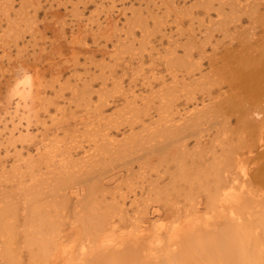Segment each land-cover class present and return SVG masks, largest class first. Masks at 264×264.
<instances>
[{"label": "rangeland", "instance_id": "374dc122", "mask_svg": "<svg viewBox=\"0 0 264 264\" xmlns=\"http://www.w3.org/2000/svg\"><path fill=\"white\" fill-rule=\"evenodd\" d=\"M56 1L55 0L50 1L51 8H50L49 12H45L46 9L50 6H49V4L45 3L42 0L40 3V5L42 7L39 10L38 16L33 20H29L27 18H24V20H22V23H21L22 26L26 27L24 32L22 33V37L21 36L20 37H18V36L12 37V33L9 34V36H8L9 38H7V39H9L11 41V44L8 43V46L10 48H7L6 49L7 51L6 50L2 51V52L0 51V154H3L0 156V164L2 165V166L0 165V187H1L0 188V195H1V197H0V203H1L0 209L2 206H5L4 204L6 203V201H9L10 197H13L14 201H12V203L18 202V204H19V202H20L19 200H21L20 198H22L19 195H21V194L26 195V192H27V190L21 189V186L18 185L19 182H22L25 180V178L23 179V177H26V176L22 170H21L22 171L21 172L15 168L16 166H18L17 163H14L15 160L20 159L21 162H19V163H23V162H25V160H27L26 162L30 161L31 156L32 157L34 156L37 159L36 151H35V150H37L36 149L37 146H39V144H45L46 143V146L51 147L49 149L53 152V155H56V156L58 155V157L55 159V163H56V160L59 159L60 153L65 154V152L67 153V155L69 154L70 157L69 156L68 157L72 158V160L74 161L73 165H74L75 169L73 168L74 169L73 171H74V174H75V172L78 171V175H79L78 177H80L79 178L80 180L77 179L78 177H76L77 176V173H76L75 177H76V181H78V182H76L75 185L77 187L75 185H73L74 187L71 186L72 188H70L69 186H66L68 189L66 188L65 192H63V193L77 192V194L76 193H74V194H76L77 196L78 195L80 196L79 198L78 197L77 198L81 199V206H83L82 209H85V208L88 209L89 207H90V209H92L93 208V207H91L92 205L95 207H97V205H100L101 208L100 209L98 208L99 210H97V211H100V212L106 211L107 212L109 209H112V206H113V209H112V211L110 210V212L114 213L115 209H117L116 210V213H117L119 208L121 207V209H125V212L123 211V212L119 213L120 214L119 216H121L122 219H124V218L125 219H124V222L116 223V226L118 225L117 226L118 229L122 228V229L126 230V225L128 227V224H130V222H129L130 220L128 219L129 218L128 216L134 215L135 217H137V215L134 212L132 213L134 207H131L130 202L133 200L140 201L143 199L142 203H146L145 204L146 207H144V208L142 207V210H144V209L145 210L140 213V215L141 214H143V215H141L140 217L138 216V219L140 218L141 220L142 219L145 220L146 218L150 219V217H151L153 220L158 219L157 221H163L165 218V216H163V215H165V210H164L165 207L162 208L163 203L160 202V204H157L156 202H150L148 199L149 194H147V198H145L143 196H145L146 194L140 195V192H141V190H144V188H146V186L148 185V183H146V181L148 182L151 180L152 181L155 180L154 176L155 177L157 176L156 175L157 171H158L157 167H159L158 168L159 171L161 170V168H163V164L158 165L157 162L159 161V159H162V156H163V154L160 153L161 151L159 149L161 148L162 145H165L170 141L169 139L171 136H168L169 134L166 135V133H168V131H170L172 129V128L169 129L170 127L178 126L179 124H182V122H184V121H189V120H191V117H192V119L195 120L196 119L195 117H197L198 115H199L198 117H200L203 120V121L201 120L200 122H202L204 124V125L203 124L201 125V127L203 126L202 128L204 129V131H201L202 128L200 127V131L202 132V135L200 134L199 136H206V135L211 136L212 133L214 136V131H215V135H216V132L218 130L220 131L221 129L224 128V127L222 128V126H224V123L221 122L222 119H226L229 117H230V119L229 120L227 119L230 122V124L228 126L231 125L230 127H232V126L235 127L236 121H234V117H233L235 114L230 115L231 111H230V113H228L226 115L223 114V113H225L223 111H226L225 110L226 108H224V107H226L225 103H223L225 106L224 105H223V107L221 106L222 109H224L223 111L221 110L222 112L219 111L218 109H216L218 112H216V114L214 113L216 111L215 108L220 109V107H217V105L214 104L216 102H213V101H216V99H215L216 96H221L220 98H223V100H224L227 97H229L230 95L233 96V94H235L237 92V90L234 91V88L232 86L228 87V85L230 83V81L228 82V80H229V78H231L230 76H232V75H230L231 74L230 72L232 70L230 71L229 68H225V69L222 68L221 61H220V59H221L220 54L224 53V51H222V50H224V48L228 45V43H227V45L224 44V43H226V41H230L232 43L229 42V44H232V46H236L239 41L244 40V36H245V38L250 40L253 38L254 39L258 38L259 36L263 35V33H261V32H262V29L264 28V26H262L263 25L262 23H264V13H263L264 12V0L263 1L262 0H260V1L259 0H248V1L247 0H233V1L232 0H226L227 2L225 0H219V1L216 0V2L214 0H113V2H111L112 0H70V2H69V0H68V2H67V0H65L66 2L63 0H58L57 2ZM59 1H60V3H59ZM228 2H230V3H228ZM236 2H238V3H236ZM231 3H233V5ZM251 3L253 5L256 4V6H258V7L251 5ZM56 4L60 5V7L59 6L57 7ZM230 4H231V8H230ZM241 4H243V5L241 6ZM14 5H16L15 7L18 9L19 6L17 4H14ZM246 5L247 6L249 5L250 7L249 6L247 7ZM208 6L212 9L209 10ZM218 6H220V7H218ZM76 8H77V10H76ZM236 8H237V10H235ZM255 8H257V9H255ZM253 9H254V11L256 10V12H255V14L252 15V14H250V12H252ZM102 10H103V12H102ZM246 11H248V12H246ZM259 11L260 12L262 11V12L260 13ZM208 12H209V14H208ZM218 12L220 14H218ZM223 12H224V14H221ZM237 12H238V17H237ZM245 13H247V14L249 13L248 14L249 16ZM258 14L261 16H259ZM233 15L236 16L237 18L234 17ZM239 15L240 16L242 15L241 19H240ZM256 16H257V18H256ZM106 17H108L110 22L107 21L108 19H106ZM207 17H209V20ZM260 17H262V18L260 19ZM246 18H248V19H246ZM259 20H261V21H259ZM255 22H256V25L253 24ZM246 23H249V25ZM207 24L210 26H208ZM217 24H218V26H217ZM250 24H253V25H250ZM24 25H29L31 27L24 26ZM197 25L198 26L200 25V27H198ZM254 26H255V28H254ZM261 26H262V28H261ZM28 28H29V30H28ZM30 28H32V29L30 30ZM51 28H53V29H51ZM233 28H236V29H233ZM251 28L254 30V32L252 31ZM85 29H86V31H85ZM155 29H156V33H155ZM212 29L214 31H211ZM247 30L248 31L250 30L249 33L247 32ZM255 30H256V32H255ZM240 31L242 34H245V35H242L240 33ZM53 32H55V35ZM56 32H57V34H58V32H59V34L63 32V35L60 34V35L56 36ZM210 32H212L213 34ZM238 32H239V34H238ZM251 32L254 33L253 38H251V34H252ZM187 33L192 34V35L190 36ZM231 33L236 38L232 37ZM223 34L227 37H225ZM105 35H107L109 37H105ZM229 35H231L230 37L232 40H229L230 39ZM194 40L196 41V44L199 43L201 46H199V44L196 45ZM168 42H169V44H168ZM175 42H176V45H175ZM187 42H189V43H187ZM190 42H194V43L191 44ZM189 44H191L190 46H192L193 48L188 46ZM202 44L203 45L206 44V45L202 46ZM168 45H169V48H168ZM180 45H182V46H180ZM184 45H185V47H184ZM221 45H223V46H221ZM77 47H78V49H77ZM150 47H151V49H150ZM152 47H153V49H152ZM154 47H155V49H154ZM186 47H188V48H186ZM196 47H197V49H196ZM203 47H205V48H203ZM184 49H186V50H184ZM237 49H239V48H237ZM143 50H144V53H143ZM151 50H153V51L150 52ZM201 50H203V53L201 55V58H199V56H200L199 53H201L200 52ZM204 50H205V52H204ZM140 52H142V53H140ZM173 52L176 54H174ZM3 53H5V54H3ZM117 53H118V55H117ZM189 53L191 55L190 58H188L190 56ZM197 53L199 55H197ZM156 54L158 57L156 56ZM73 55H75V56H73ZM149 55H150V57H149ZM164 55H166V56H164ZM62 57H63V60L61 59ZM71 58H73V59L75 58L74 61ZM161 58L162 59L164 58V59L162 60ZM187 58H188V61H187ZM171 59H174V61L176 59L179 62L181 60L182 64H181V62H180V64H178L177 61L174 62ZM70 62H71V64H70ZM75 62H77L78 64ZM187 62H189V63H187ZM211 62H212V64L214 62H219V64H218L219 68H222V69L217 70L216 68H214L217 65L216 64L212 65ZM128 63H130V64H128ZM186 64H188V65H186ZM70 65H72V66H70ZM142 65H143V67H142ZM179 65L181 68L177 67ZM228 65H230V64H228ZM57 67H59V68H57ZM100 67H102L103 69ZM231 67L238 68L239 64L234 63L233 66L231 65ZM173 70H175V71H173ZM215 70L217 72H214ZM148 71H149V75H148ZM176 71H177V73H176ZM205 71H207V72H205ZM227 71H228V73H227ZM185 72H186V74H185ZM150 73H153L154 78L152 77V74H150ZM216 73H218V74H216ZM226 73L228 74V77L226 76L227 75ZM143 74L144 75L146 74L149 77H147L146 75L144 76ZM155 75H157L156 76L157 78L159 77L156 80H155V78H156ZM174 75H176V76H174ZM199 75H200V77H199ZM142 76H143V78H142ZM182 76H183V78H182ZM187 76H188V78H187ZM202 76H203V78H202ZM209 76H210V78H209ZM220 76H224V77H220ZM144 77H146V78H144ZM160 77H161V79H160ZM220 78H223L224 81H226V80L227 81L226 82H220V81H222V79H220ZM113 79H115V80H113ZM116 79H118L119 81H116ZM40 80H41V82H39ZM179 80H180V82H179ZM202 80H204V82ZM215 80H217V81L219 80V82H217ZM134 81H136L137 83ZM198 81H200V82L198 83ZM43 82H44V84H43ZM83 82H85V84ZM171 83H172L173 87H172ZM200 83H201L202 88L199 85ZM241 83H243V82L239 81V87H242ZM47 84L50 86H46ZM65 84H67V85H65ZM113 84L120 86L119 87L120 89H118V88L116 89L115 87H117V86L113 85ZM174 84L175 85L177 84V85L175 86ZM208 84L209 85L211 84L212 86H209ZM218 84H219V86H217ZM226 84H228V85H226ZM103 85H104V87H102ZM150 85L151 86L153 85V87H150ZM161 85H163V86H161ZM185 85H186V87L184 89L183 86H185ZM66 86H67V88H66ZM69 86H70V88H69ZM78 86L80 87V89ZM107 86H108L109 90L107 89ZM113 86H115V87L112 88ZM157 86H161V87H157ZM181 86L183 87V90H185V92H182ZM195 86H196V88L198 87L197 92H196ZM71 87H74V88H71ZM130 87H132V88H130ZM162 87H163V89H161ZM165 87H167L168 89H172V91L167 90ZM176 87H177V89H176ZM45 88H47V89H45ZM85 88H86V90H85ZM225 88H226L225 91H228V92H226L227 97H226V94H224ZM87 89H89V90H87ZM105 89L108 91H106ZM60 90H62V91H60ZM207 90H209L211 96L213 94V96H214L213 99H212L213 96L211 97L208 94V96L210 97L209 98L207 96V93L205 94V92ZM218 90L220 92H217ZM230 90L234 91L233 94L229 93ZM95 91L97 92V94ZM98 91L101 92L100 93L101 97H100ZM88 92H89L90 96L87 95ZM93 92H95V94ZM106 92H108V93H106ZM109 92H110V95H109ZM114 92H117V95ZM119 92L120 93L122 92L123 94L122 93L120 94ZM130 92H131V94H130ZM186 92H188V95ZM190 92H191V94H189ZM200 92H202V93H200ZM104 93H105V96H103ZM111 93L113 95H111ZM125 93H126V95L124 96ZM185 93H186V95H185ZM163 94H164V96L165 95L166 96L162 98ZM82 95H83V97H82ZM97 95H98V97H97ZM121 95L125 98L121 97ZM149 95L150 96L152 95V96L150 97ZM180 95L182 97L184 96L183 99ZM86 96H88V97H86ZM146 96L149 98H144ZM186 96H187V99L185 98ZM194 96H195V98H194ZM39 97H40V99H38ZM78 97H79V99H78ZM140 97L141 98L143 97V98L141 99ZM47 98L48 99L50 98L53 102L51 100H48ZM74 98L77 100H74ZM99 98H100V100H98ZM156 98H158L157 99L158 101L156 100ZM159 98L161 101H159ZM193 98H194V100H191ZM89 99H91L90 102H88ZM105 99L106 100L108 99V100L106 101ZM151 99H152L153 103H151V101H150ZM41 100H42V102H41ZM83 100H85L84 103H83ZM95 100L98 101V104L95 102ZM123 100H124V102H123ZM126 100L128 101V103ZM134 100H135V103L132 104V106H131V103H133ZM140 100L141 101L143 100V101L141 102ZM171 100L173 103H171ZM209 100L210 101L213 100V101H211L212 102L211 104H213V105H209L210 104ZM231 100H232V98L230 99V97H229V98H227V100H225V102L229 101L231 103ZM101 101H103L106 105H104V103H102ZM147 101H148V103H147ZM176 101H177V103H176ZM207 101H209V104ZM46 102H47V105H46ZM49 102H52V103H49ZM85 102H87V103H85ZM91 102H93V103H91ZM143 102H145V103H143ZM232 102H234V98H233ZM35 103H37L38 105H36ZM42 104H45V105H42ZM92 104H94V105H92ZM142 104L144 107L142 106ZM206 104H208V106ZM226 104H227V107L228 106L230 107V105H228V103H226ZM41 105L43 106V108ZM85 105L88 106V108L87 107L85 108ZM96 105H97V108H96ZM129 105H130V108H129ZM194 105H196V106H194ZM39 106H41V107H39ZM98 106H99V109H98ZM136 106L140 110L138 109V111H137V108H135ZM147 106L149 107V111H148ZM168 106L170 109L168 108ZM212 106H214V108H212ZM234 106L235 105L231 106L232 108H229V109L227 108L228 109L227 112L231 109H234L233 108ZM207 107H209V108H207ZM44 108H46V109H44ZM123 108H125V111H123L124 110ZM143 108H144V110L146 109L145 112H144V110L142 111ZM200 108H204V110L206 109V111L204 112L203 109H200ZM90 109H92V110L89 111ZM100 109H101V111H100ZM112 109H114L115 111ZM120 109H122V110H120ZM131 109L132 110L135 109L133 111V113H132ZM166 109H167V111H165ZM181 109L183 112L181 111ZM188 109H190V110H188ZM236 109H237V107L233 111H237ZM39 110H41V111L39 112ZM84 110H87L89 112H87V111L85 112ZM94 110L95 111L98 110L97 111L98 113L95 112ZM126 110L131 111L129 114L132 113V115H134V116L139 115L140 117L138 116V117L133 118L132 115H128V112H126ZM173 110H174V112H173ZM177 110H178V112H177ZM29 111H30V113H29ZM111 111H113V112H111ZM120 111H122V112H120ZM83 112H85V113H83ZM211 112H212V115H211ZM120 113H122V114H120ZM125 113H126V116L128 115L127 118L125 116ZM142 113L144 115H142ZM164 113L165 114L167 113V115H163ZM170 113H171V115L173 114V116L169 115ZM217 113H221V114H219L218 117L213 118L214 117L213 115L216 116ZM232 113H235V112H232ZM99 114H102L101 116L105 115L104 117L100 116V118L104 121L107 120L109 122L102 121L98 117ZM196 114H198V115H196ZM222 114H223L224 118L222 117ZM29 115H31V116L29 117ZM109 115H112L113 118H112V116H110L108 118ZM119 115H120V117H121V115H122V117L124 116V118L121 117V120L118 119ZM73 116H74V118H73ZM115 116H117L116 117L117 121H115V118H114ZM207 116H208V118L206 119ZM209 116L212 118L209 119L210 118ZM61 117H64V118H61ZM159 117H160V119H159ZM164 117H165V119H164ZM169 117H173V118H169ZM176 117L180 120L178 121V119ZM189 117H190V119H189ZM219 117L220 118L222 117V118L220 119ZM18 118H19V120H18ZM31 118H33V119H31ZM216 118H218L217 120H219V119L220 120H219V122L215 120L216 123H214L213 121ZM34 119H36L37 121ZM99 119L101 120L102 123H100ZM108 119H110V120H108ZM123 119L128 121V122H124ZM131 119L132 120L134 119V122ZM157 119H159V120L157 121ZM97 120L99 121V124H98ZM130 120L133 123L130 122ZM172 120L174 122H172ZM91 121L93 122V124ZM111 121H113V122H111ZM167 121H168V124L171 126H169L166 123ZM191 121H189V122L192 123ZM205 121L209 123V124L206 123L207 127L205 126ZM225 121L226 120H224V122ZM175 122H177V124ZM233 122H235V123H233ZM89 123H90V125H88ZM110 123H112V124L115 123L117 125L114 124V126H113ZM153 123H155V126ZM164 123H166V125ZM121 124H124V125H121ZM211 124L214 125L213 129H212V126L209 129V126ZM215 124L218 126V130L216 129L217 127L215 128ZM233 124H235V125H233ZM102 127H104V129ZM105 127L107 128L106 130H105ZM159 127H162L164 129H167V127H168L169 130H167V132L165 130L164 133L165 132L166 133L163 134L160 132L161 128H159ZM145 129H146V131H144ZM207 129H209V130H207ZM92 131L94 132V134ZM86 133H87V135H86ZM149 133L150 134L152 133V134L150 135ZM82 134H83V136H82ZM102 134H104V136ZM162 134H163V136L161 139L160 136ZM30 135H31V137H29ZM33 135H35L37 138ZM69 135L71 137L70 139H69ZM148 135H150V136H148ZM156 135H157V137H155ZM164 135L167 136L166 138L168 140H166ZM25 136L29 137V138H26L27 139L26 140ZM39 136L42 137L44 140L42 138H40ZM111 136L114 137L115 139L112 138ZM125 136H126V138H125ZM127 136H129L128 137L129 139L127 138ZM76 137H79V138H76ZM95 137H97L96 140H95ZM102 137H105V138H102ZM133 137L135 138V140L140 139L141 141L139 140V142L138 141L136 142V141H134ZM151 137L152 138L155 137V139L157 138L156 139L157 142H155L156 140H153ZM38 138L41 139L42 141H40ZM208 138L210 139L211 137L207 136V138H205L204 141L207 142V140H209ZM97 139L100 142H98ZM119 139L122 142H119L118 141ZM113 140H116L118 142L114 141L111 144V142ZM39 141L41 143H39ZM94 142H96V144H98V145H96ZM128 142H130V144H128ZM164 142H165V144H164ZM192 142H194V140H192L191 138H188V140L186 141V143L189 144L188 145L189 149H191L192 146H194V144H195ZM21 143H23V144H21ZM101 143H103V144H101ZM116 143H118V145H116ZM124 143L125 144L127 143L128 146H127V144L125 145ZM142 144H143V146H141ZM10 145L12 147H10ZM14 145H15V147H14ZM104 145L105 146L108 145V146H106V148H105ZM111 146H112V148H110ZM116 146H118V147H116ZM125 146H127V147H125ZM150 146L153 147V149H151ZM21 147H23V148H21ZM60 147H62V148H60ZM67 147H68V149H67ZM132 147L133 148L135 147L134 150L132 149ZM141 147H143V148H141ZM14 148H15V150H13ZM24 148H27V149H24ZM73 148L77 149V150H73ZM90 148H91V150H90ZM123 148L125 151L123 150ZM128 148L130 149V151L128 150ZM16 149L17 150L21 149V150L17 152ZM100 149L101 150L104 149V150L101 152ZM116 149H118V150H116ZM136 149H137V151H136ZM143 149H144V151H142ZM145 149H147V150H145ZM155 149H158V150H155ZM172 149H173V147L172 148L169 147V151H171ZM27 150H28V152H27ZM97 150L100 152H98ZM148 150L149 151L151 150L149 155H147L149 152ZM14 151H16V153L12 154ZM86 151L89 153L84 154L83 152H86ZM90 151H91V153L92 152H94V153H92V155H90L91 154ZM126 151H128V153ZM145 151H147V152H145ZM21 152H22V154H21V158H20L19 156H20ZM103 152L105 153V155ZM108 152H109V154H108ZM129 152L131 154H129ZM174 152H175V149H174ZM17 153H19V154H17ZM102 153H103V155H102ZM112 153H113V155H112ZM158 153H159V158H158ZM16 154L18 157L14 156ZM99 154H101V155H99ZM135 154L138 157L140 156L139 157L140 159H138V157L135 156ZM145 154L147 156H145ZM86 155H90V156H86ZM114 155L117 156L118 160H117V158L114 159V157H115ZM186 155H187V152L185 153V156ZM25 156H26V159H25ZM91 156H92V158H91ZM129 156H131V157H129ZM134 156H135V158L136 157L137 158L134 159ZM144 156L147 158L146 161H144V159H145ZM111 157L115 161H113ZM78 158H80V159L77 160ZM98 158H99V160H98ZM101 158H103V159H101ZM119 158H121L120 160H125V161H120L121 163L118 164ZM141 158H142V160H141ZM185 158H186V160H185ZM22 159L23 160L25 159V160L23 161ZM89 159L90 160L93 159L92 161H94L96 163V165L98 164L97 167H96V165H93L94 162L93 163L90 162ZM157 159H158V161H157ZM183 159L185 162H187L188 155L186 157H184ZM86 160H88V161H86ZM82 161L84 162V164L87 163L85 165V167H88V165L90 167L85 169L83 167L84 164L80 163ZM104 161L105 162L107 161V163L109 164V165L107 164L108 168H107V165ZM103 162L105 164H103ZM153 162H154V164H153ZM77 163H79L78 168H76L78 166ZM116 163L118 164L117 166L115 165ZM160 163L161 162L159 161V164ZM130 164H132V165H130ZM56 165L53 164L51 167H53V168L57 167ZM110 165H111V168H110ZM119 165L121 167L123 166L122 167L123 169ZM142 165L145 167H142ZM146 165H147V167H146ZM148 165H149V167H152V170H151V168L149 169ZM99 166H101V167H99ZM103 166H104V168H103ZM112 166H114V167H112ZM21 167H23V164H21ZM105 167L107 168V171H105L106 170ZM97 168H99L100 170L98 171ZM115 168H117V170ZM124 168L126 170L128 169V172L127 171L125 172ZM142 168H143V170H141ZM90 169H91V171H90ZM92 169L93 170L95 169V170L93 171ZM150 170H151V172H150ZM153 170L156 172H154ZM42 171H43V169H42ZM80 171L82 172V175L80 174ZM142 171L145 173L144 175H143V173H140ZM43 172H45V170ZM138 172H139V174H138ZM152 172H154V173H152ZM87 173L90 176H91V174L94 173L91 177L89 176L88 178L92 179L93 176L95 178L93 180H90V179L88 180V178H87L88 175H86ZM129 173H131L133 177L135 175H138V176H135L133 178L131 176V174H129ZM95 174H96V176H95ZM149 174H151V175H149ZM164 174L165 173H161L162 176H160V175H159V177L157 176L159 179V180H157V183H159V185L161 184L160 187L164 186L163 185L164 183H162V182H165V181L168 182L169 181V180L167 181V178L170 177V175H168V173H167V175L166 174L164 175ZM62 176L67 178L68 175L62 174L61 177ZM83 176H85V177L83 178ZM130 176H131V178H130ZM122 177H123V179H122ZM137 177L139 179H137ZM148 177H151V178H148ZM157 177H156V179H157ZM160 177H162V178L160 179ZM27 179H28V177H26V180ZM134 179H135V181H134ZM126 180H128L127 181L128 184H127ZM91 181H92V184L90 185ZM82 182L85 184V186H88V187H84V184H82ZM122 182H125L124 184L125 185L127 184L129 186V188H131V189H129L128 186L126 189V186ZM53 183L56 184V182H53ZM93 183L96 184L97 187H96V185L94 187ZM142 184H144V185H142ZM15 185L17 187H15ZM118 185L120 186V188ZM131 185L133 186V189H132ZM143 186H145V187H143ZM92 187L95 188V190ZM137 187H138V189L135 190ZM114 188H117V189L115 190ZM17 189H19V190L17 191ZM81 189H83L82 192L80 191ZM20 190H21V192H20ZM76 190H78L79 192ZM86 190L87 191L90 190L89 192H87V197H85L86 196V194H85ZM96 190H97V192H96ZM117 190H120L121 192H123L124 190L125 191H124V193L120 194L121 192L117 191ZM102 191H103V193L101 194L100 192H102ZM105 191H106V193H105ZM109 191L111 193H113L114 195H111ZM131 191L133 192V194ZM158 191H159L158 189L155 190V192L159 193ZM170 191L173 193L175 192L174 197H177L178 193L175 190L172 191V189L170 188ZM4 192L7 193V195ZM43 192H45V191H43ZM92 192H94V193L92 194ZM115 192H116V195H115ZM117 192H118V195H117ZM18 193H20V194L18 195ZM29 193H31V192H29ZM73 193L68 194V196H66L62 200L65 204H67L68 208L66 209V212L68 211V213H70L71 217L72 216L75 217L74 214L71 213V211H73V209H74L73 206L77 202L75 199V195H73ZM125 193H127L126 196H125ZM9 195H10V197L8 199ZM16 195H17V197H16ZM27 195H28V196H26L27 198H29V197L33 198L34 197V196H29V194H27ZM81 195H82V197H81ZM88 196H89V198H88ZM123 196H125V197L129 196L131 201L129 200V197H128V199L127 198L123 199V198H125ZM6 197H7V200H5ZM18 197H19V199L17 200ZM90 197H91V199H90ZM140 197H142V198H140ZM1 198H3L5 201L2 200ZM157 198L159 199L160 197L157 196ZM51 199H52V201H51ZM178 199H181V197H179ZM46 200H50L51 204H53L55 202L53 197H46V199L44 201H46ZM92 200H93V202H92ZM3 201H4V204L2 203ZM89 201L91 202L90 204L88 203ZM96 201H98V202H96ZM113 201L115 204L113 203ZM110 202H111V208H110ZM86 203H88V204H86ZM105 203H106L107 207L103 206V204L105 205ZM117 203H118L119 207L117 206ZM139 203H141V202H139ZM139 203H136V204H139ZM147 203H148V205H147ZM123 205H125V206H123ZM142 205H144V204H142ZM133 206H136V205L134 204ZM11 207H13V205H10L8 208H11ZM47 209H49V208H47ZM49 210H53V209H49ZM144 212H146L147 215H146V213L144 214ZM116 213H114V215ZM53 214L54 213H52L51 215L54 216ZM83 214L84 213H82L81 215H83ZM87 214L88 213L86 211V217H87ZM158 215H159V217H158ZM144 216H145V218H144ZM147 219L145 220V222H147V223L153 221V220L151 221V220H149V219L147 220ZM143 220L141 221L142 225H144ZM67 221H68V219H67ZM117 233H119V232H117ZM20 242L21 241H19V239L16 241L17 246H20V245L23 246ZM25 254L26 253L24 252L23 253L24 258L26 257ZM26 262H27V259H26Z\"/></svg>", "mask_w": 264, "mask_h": 264}, {"label": "bare ground", "instance_id": "6f19581e", "mask_svg": "<svg viewBox=\"0 0 264 264\" xmlns=\"http://www.w3.org/2000/svg\"><path fill=\"white\" fill-rule=\"evenodd\" d=\"M41 1L42 0H0V51L1 52L5 51L7 48H10L8 46V43L11 44V41L9 39H7V38H9L8 37L9 34L12 33V37H16V36H18V37L21 36L22 37V33L24 32V30L26 28V27L22 26V24H21L22 20H24V18H27L29 20L35 19L38 16V14H39L40 8L42 7L40 5ZM43 1L45 3H47V4H49L50 7H48L46 9V11H45V12H49V10L51 8L50 1H52V0H43ZM63 1H65V0H63ZM214 1L216 2V0H214ZM67 2H68V0H67ZM69 2H70V0H69ZM111 2H113V0ZM59 3H60V1H59ZM228 3H230V2H228ZM236 3H238V2H236ZM14 4H17L19 6L18 9L15 7L16 5H14ZM58 4H56V6L60 7V5H58ZM231 4L233 5V3H231ZM231 4H230V8H231ZM242 5L243 4H241V6ZM251 5H253V4L251 3ZM253 6L258 7V6H256V4L253 5ZM218 7H220V6H218ZM210 9H212V8L209 7V10ZM255 9H257V8H255ZM76 10H77V8H76ZM235 10H237V8ZM102 12H103V10H102ZM246 12H248V11H246ZM255 12H256V10L254 11V9H253V11L250 12V14L253 15V14H255ZM208 14H209V12H208ZM218 14H220V13L218 12ZM221 14H224V12L221 13ZM245 14H247V13H245ZM241 16H240V19H241ZM259 16H261V15H259ZM234 17H236V16H234ZM237 17H238V12H237ZM207 18L209 20V17H207ZM256 18H257V16H256ZM261 18L262 17H260V19ZM106 19H108V17H106ZM246 19H248V18H246ZM107 21L110 22L109 19ZM259 21H261V20H259ZM246 24L249 25V23H246ZM253 24L256 25V22L253 23ZM253 24H250V25H253ZM262 24L261 25L264 26V23H262ZM24 26H29V25H24ZM208 26H210V25H208ZM217 26H218V24H217ZM262 26H261V28H262ZM29 27H31V26H29ZM198 27H200V25ZM254 28H255V26H254ZM31 29L32 28H30V30ZM51 29H53V28H51ZM213 29L211 31H214ZM233 29H236V28H233ZM28 30H29V28H28ZM85 31H86V29H85ZM249 31L247 30L248 33H249ZM252 31L254 32L253 29H252ZM255 32H256V30H255ZM53 33L55 35V32H53ZM155 33H156V29H155ZM210 33H212V32H210ZM240 33H241V31H240ZM261 33H263V35L259 36L258 38H255V39L253 38L254 33H252L251 34V38H253V39H250V40L245 38V36H244V40L239 41L238 44L236 43L237 44L236 46H232V44H229L230 41H226V43L223 42L226 45L228 43V45L224 48V50H222V51H224V53L220 54V56H221L220 57L221 58L220 59L221 66H222L223 69L229 68L230 71L232 70L231 72L229 71L231 73L230 75H232V76H230L231 78H229V80H228V82L230 81V83H229V85L228 84H226V85H228V87L232 86L234 88V91L237 90L238 93L236 92L235 94H233L234 91L230 90L231 92L229 91V93L233 94V96L232 95L229 96L230 99L232 98L231 103L229 102L230 100L225 102V100H227V98H229V97H227V94H226V92H228V91H225L226 88H227L226 87L224 89V91H225L224 94H226V97H227L226 99L223 100V98H220L221 96H216V98H215L216 101H213V100H211V101L216 102L214 104H216L217 107H220V109L219 108H215V110L218 109L219 111H221V110L223 111L224 110V109H222V107L224 105L223 103H225L226 107H224V108H226L225 109L226 111H223V112H225L223 114L226 115V114L230 113V111H231L230 115L235 114L233 116L234 117V121H236V123L233 122V123L236 124V125L233 124V125H235V127L234 126L230 127L231 125L228 126L230 124V122L228 121L230 119V117L228 116L229 118L222 119L221 122L224 123V126H222V128L223 127L224 128L221 129L220 131L218 130V126L215 124V128L217 127L216 129L218 130V131L216 130L217 131L216 135H215V131H214V136H213V133H212L211 136L210 135L199 136L200 134L202 135L201 131H204V129L202 128L203 126L201 127V125L203 123L200 122L202 119L200 117H198L199 116L198 114H196L198 116L195 117L196 118L195 120L192 119V117H191V120H192L191 121V120H189L190 119V117H189L188 120L191 121L192 123H190L189 121H184V122H182V124H179L178 126L170 127L169 129H171V128L172 129L170 131H168V133H166L167 130H169L168 127H167V129L159 127V128H161V130H160L161 133H163V134L166 133V135L169 134L168 136H171V137L169 139L170 141L168 142L169 144L168 143L165 144V142H166L165 141L164 144L166 146L162 145L161 148L159 149L161 151L160 153L163 154V156L160 154L162 156V159H159V161L161 163L159 164L158 159H157V161H158L157 163H158V165H162L163 164V168H161L162 171L161 170L159 171V169H158L159 167H157V170L159 172L157 171L156 175L159 177V175L162 176L161 173H165L166 175L168 173V175H170V177L167 176L168 177L167 181L168 180L169 181L168 182H166V181L162 182V183H164L163 184L164 186L160 187L161 184L159 185V183H157V180H159L158 177L156 176L157 177V179H156V177L154 176L155 180H153V181L151 180V181H148V182L146 181V183H148L146 188H144V190H141V192L139 191L141 189L140 188L138 191L140 192V195L141 194L142 195L146 194L145 196H143L145 198H147V194H149L148 199H149L150 202H156L157 204H160V202L163 203L162 208L165 207V209H164L165 210V215H163V216H165V218H164L163 221H157L158 219L157 220H153L150 217V219L149 218L148 219L151 220V221L153 220V221L147 223V222H145V220L147 218L145 220L142 219L143 220V224H144V225H142V223H141L142 220L140 218L138 219V216L140 217L141 215H143V214L140 215V213L145 210V209L142 210V207L143 208L146 207L145 206L146 203H142L143 199L140 200V201H138V200L135 201V200L132 199L133 201H131L129 196H128L129 200L131 201L130 205H131V207H134L133 211L132 210L131 211H132V213L134 212L137 215V217H135L134 215L133 216H131V215L128 216L125 213L129 217L128 219L130 220L129 221L127 219L130 222V224H128V227L126 225V230H124L122 228L118 229V227H117L118 225L116 226V223L124 222V219H125V218L122 219V217L119 216L120 215L119 213H121L123 211L125 212V209H121V207L119 208L117 213H116L117 209H115V211L113 210L114 213H116L115 215H114V213L110 212V210L112 211L113 206H112V209L108 210L110 213L108 211L107 212L106 211H104V212L97 211V210H99L101 208V206L97 205V204H96L97 207H95V206H93L91 204L92 205L91 207H93L92 209H90V207L88 209H86L85 207H84L85 209H82L83 206H81V199H78L80 196L76 195L77 192H74L76 194H74L73 192L63 193V192H65V190L67 188L66 186H69L70 188H72L71 186L75 185L76 182H78V181H76V177L79 176L78 175V171L75 172V174L77 173L76 177H75V174H74V171H73L75 169L74 165H73L74 161L72 160V158H69L70 157L69 154L67 155V153L65 152V154L60 153L59 159H57L56 163H55V159L58 157V155L57 156L53 155V152L49 149L51 147L46 146V143L45 144H39V146H37V148H36L37 150H35L37 159L34 156H33L34 158L31 156L30 157V161L26 162L27 160H25L26 159V156H25V159H24L25 162L19 163V162H21L20 159H16L15 162H14V163L18 164V166H16L15 168L18 171L22 170L25 173V176L28 177V179L26 180V177L22 176L23 179L25 178V180L18 183V185L21 186V189L27 190L26 195L25 194L19 195L20 193H18V195L22 197V198H20L21 200H19L20 201L19 204H18V202L12 203V201H14V200H13V197H10V195L8 196V199L10 197L9 201H6L5 204H4V201L7 200V197H6L5 200L3 198H1L2 200H4L2 203L5 206H2L1 209H0V264H264V28L262 29ZM60 34L63 35V32L60 33ZM60 34H59V32H58V34L56 32V36H58ZM238 34H239V32H238ZM188 35L191 36L192 34H188ZM231 35H232V33H231ZM231 35H229V37ZM242 35H245V34H242ZM105 37H109V36L105 35ZM225 37H227V36H225ZM232 37H235V36L232 35ZM229 40H232L231 37H230ZM194 42L196 44L195 40H194ZM194 42H190V43L192 44ZM187 43H189V42H187ZM230 43H232V42H230ZM168 44H169V42H168ZM191 44H189L188 46H190ZM198 44H196V45H198ZM175 45H176V42H175ZM205 45L202 44V46H205ZM180 46H182V45H180ZM199 46H201V45L199 44ZM221 46H223V45H221ZM184 47H185V45H184ZM190 47H192V46H190ZM168 48H169V45H168ZM186 48H188V47H186ZM203 48H205V47H203ZM237 48H239V49H237ZM77 49H78V47H77ZM150 49H151V47H150ZM152 49H153V47H152ZM154 49H155V47H154ZM196 49H197V47H196ZM184 50H186V49H184ZM152 51L153 50H151L150 52H152ZM200 52L201 53H199L200 54L199 58H201L203 50H201ZM204 52H205V50H204ZM140 53H142V52H140ZM143 53H144V50H143ZM3 54H5V53H3ZM157 54H156V56H157ZM174 54H176V53H174ZM199 54L197 53V55H199ZM117 55H118V53H117ZM189 55H190V53H189ZM73 56H75V55H73ZM164 56H166V55H164ZM149 57H150V55H149ZM190 57H191V55L188 58H190ZM188 58H187V61H188ZM61 59L63 60V57ZM71 59H73V58H71ZM74 59H73V61H74ZM171 60L174 61V59H171ZM175 61H177V60L175 59ZM177 62H178V64H180L181 60H180V62L179 61H177ZM75 63H77V62H75ZM187 63H189V62H187ZM234 63L239 64V67L238 68L231 67V65L233 66ZM70 64H71V62H70ZM128 64H130V63H128ZM181 64H182V62H181ZM211 64H212V62H211ZM214 64L217 65V66L214 67L217 70H219V69L221 70L222 69V68H219V65H218L219 62H214L212 65H214ZM228 64H230V65H228ZM186 65H188V64H186ZM70 66H72V65H70ZM59 67H57V68H59ZM142 67H143V65H142ZM177 67H180V65L177 66ZM100 68H102V67H100ZM175 70H173V71H175ZM205 72H207V71H205ZM214 72H217V71L215 70ZM176 73H177V71H176ZM227 73H228V71H227ZM150 74H152V77L154 78L153 73H150ZM185 74H186V72H185ZM216 74H218V73H216ZM148 75H149V71H148ZM148 75H146V76L149 77ZM156 76L157 75H155V77ZM174 76H176V75H174ZM224 76H220V77H224ZM226 76L228 77V74ZM199 77H200V75H199ZM142 78H143V76H142ZM144 78H146V77H144ZM158 78L156 77L155 80L158 79ZM182 78H183V76H182ZM187 78H188V76H187ZM202 78H203V76H202ZM209 78H210V76H209ZM160 79H161V77H160ZM220 79H222V81H220V82H226L227 81V80L224 81L223 78H220ZM41 80L39 82H41ZM113 80H115V79H113ZM219 80L218 81L215 80V81L219 82ZM116 81H119V80L116 79ZM202 81L204 82V80H202ZM239 81L243 82V83H241L242 87H239ZM134 82H136V81H134ZM179 82H180V80H179ZM199 82L200 81H198V83ZM83 83L85 84V82H83ZM43 84H44V82H43ZM65 85H67V84H65ZM113 85H116V84H113ZM171 85H172V83H171ZM199 85L201 87V83ZM46 86H50V85L47 84ZM161 86H163V85H161ZM161 86H157V87H161ZM209 86H212V85L210 84ZM217 86H219V84ZM102 87H104V85ZM114 87L115 86H113L112 88H114ZM119 87L120 86H117L115 88L116 89L117 88L120 89ZM150 87H153V85L152 86L150 85ZM172 87H173V85H172ZM183 87L185 89L186 85L183 86ZM183 87L181 86L182 92H185V90H183ZM66 88H67V86H66ZM69 88H70V86H69ZM71 88H74V87H71ZM130 88H132V87H130ZM165 88L167 90H171L172 91V89H168L167 87H165ZM195 88H196V86H195ZM197 88H196V92H197ZM45 89H47V88H45ZM79 89H80V87H79ZM89 89H87V90H89ZM107 89H108V86H107ZM161 89H163V87ZM176 89H177V87H176ZM85 90H86V88H85ZM108 90H106V91H108ZM60 91H62V90H60ZM100 91H98V92H99V95L101 97V94H100L101 92ZM95 92H93V93L95 94ZM191 92L189 94H191ZM217 92H220V91L218 90ZM106 93H108V92H106ZM114 93H116V95H117V92H114ZM186 93L188 95V92H186ZM186 93H185V95H186ZM200 93H202V92H200ZM206 93H207V96H208V94H209V96H211L209 90H207L205 92V94ZM96 94H97V92H96ZM130 94H131V92H130ZM87 95L90 96L89 92H88ZM109 95H110V92H109ZM111 95H113V94L111 93ZM125 95H126V93L124 94V96ZM103 96H105V93H104ZM165 96L163 94L162 98L165 97ZM212 96H213V94H212ZM82 97H83V95H82ZM86 97H88V96H86ZM97 97H98V95H97ZM121 97H123V96L121 95ZM183 97H182V99H183ZM123 98H125V97H123ZM144 98H149V97L146 96ZM185 98L187 99V96ZM194 98H195V96H194ZM194 98L191 99V100H194ZM213 98H214V96L212 97V99ZM233 98H234V102H232ZM38 99H40V97ZM78 99H79V97H78ZM157 99L158 98H156V100ZM48 100H51V99L49 98ZM74 100H77V99L74 98ZM90 100L91 99H89L88 102H90ZM98 100H100V98ZM84 101L85 100H83V103H84ZM150 101H151V103H153L152 99ZM159 101H161L160 98H159ZM209 101H207L208 104H209ZM211 101H210L209 105H213V104H211L212 103ZM41 102H42V100H41ZM52 102H49V103H52ZM95 102L98 104V101L95 100ZM101 102L104 103L103 101H101ZM123 102H124V100H123ZM145 102H143V103H145ZM85 103H87V102H85ZM91 103H93V102H91ZM127 103H128V101H127ZM134 103H135V100H134L133 103H131V106ZM147 103H148V101H147ZM171 103H173L172 100H171ZM176 103H177V101H176ZM226 103H228V105H230V107L229 106L227 107ZM35 104L38 105L37 103H35ZM208 104H206V105L208 106ZM42 105H45V104H42ZM46 105H47V102H46ZM92 105H94V104H92ZM104 105H106V104L104 103ZM233 105H235L237 107V109H236L237 111H233L236 108L234 106L233 107L234 109H231V110H229L227 112V110L229 108H232L231 106H233ZM41 106H39V107H41ZM142 106H143V104H142ZM169 106H168V108H169ZM194 106H196V105H194ZM214 106H212V108H214ZM86 107L88 108V106L85 105V108ZM42 108H43V106H42ZM96 108H97V105H96ZM125 108H123L124 109L123 111H125ZM129 108H130V105H129ZM135 108H137V106ZM204 108H200V109H203V111L205 112L206 109L204 110ZM207 108H209V107H207ZM44 109H46V108H44ZM92 109H90L89 111H91ZM98 109H99V106H98ZM138 109L139 108H137V111H138ZM112 110H114V109H112ZM120 110H122V109H120ZM134 110H132V113H133ZM143 110H144V108L142 109V111ZM145 110H144V112H145ZM174 110H173V112H174ZM188 110H190V109H188ZM40 111L41 110H39V112ZM84 111L86 112L87 110H84ZM89 111H87V112H89ZM97 111L98 110H96L95 112H97ZM100 111H101V109H100ZM148 111H149V107H148ZM165 111H167V109ZM181 111H182V109H181ZM85 112H83V113H85ZM111 112H113V111H111ZM120 112H122V111H120ZM126 112H128V115H132V113L129 114L131 111H129V110L127 111L126 110ZM177 112H178V110H177ZM212 112H211V115H212ZM216 112H218V111L216 110L214 113L216 114ZM232 112H235V113H232ZM29 113H30V111H29ZM167 113L166 114L164 113L163 115H167ZM120 114H122V113H120ZM173 114L171 115V113H170L169 115L173 116ZM219 114H221V113H217L216 116L213 115L214 116L213 118L218 117ZM223 114H222V117H223ZM101 115L102 114H99L98 117L100 118ZM142 115H144V114L142 113ZM30 116L31 115H29V117ZM104 116H101V117H104ZM110 116H112V115H109L108 118ZM117 116L114 117L115 121H117V119H116ZM125 116H126V113H125ZM127 116H126V118H127ZM132 116L134 118V117H138L139 115H137V116L132 115ZM121 117H122V115H121ZM121 117L119 115L118 119L121 120ZM33 118H31V119H33ZM61 118H64V117H61ZM73 118H74V116H73ZM112 118H113V116H112ZM122 118H124V116ZM169 118H173V117H169ZM207 118H208V116L206 117V119ZM211 118L212 117H210L209 119H211ZM100 119H99V121H100V123H102L101 122L102 119L101 120ZM110 119H108V120H110ZM159 119H160V117H159ZM159 119H157V121ZM164 119H165V117H164ZM217 119L218 118H216V119H214V121L213 120L212 121L214 123H216L215 120L219 122L220 119L219 120H217ZM18 120H19V118H18ZM34 120H36V119H34ZM131 120H130V122H132V121L134 122V119L132 121ZM179 120L180 119H178V121ZM224 120H226V121L224 122ZM99 121L97 120L98 124H99ZM102 121H104V120H102ZM105 121H107V120H105ZM107 122H109V121H107ZM111 122H113V121H111ZM124 122H128V121L124 120ZM172 122H174V121L172 120ZM166 123L168 124V121ZM166 123H164V124L166 125ZM175 123L177 124V122H175ZM206 123H208V122L205 121V126H206ZM92 124H93V122H92ZM110 124H112V123H110ZM114 124L115 123H113L112 125L114 126ZM153 124L155 126V123H153ZM88 125H90V123ZM115 125H117V124H115ZM121 125H124V124H121ZM169 126H171V125H169ZM211 126H212V129H213L214 125H212V124L209 126V129L211 128ZM200 127L202 128L201 131H200ZM102 128L104 129V127H102ZM106 129L107 128L105 127V130ZM209 129H207V130H209ZM165 130H166V132L164 133ZM144 131H146V129ZM93 134H94V132H93ZM163 134L160 136L161 139H162ZM86 135H87V133H86ZM102 135L104 136V134H102ZM150 135H148V136H150ZM26 136H25V139L31 137V135L29 137H26ZM33 136H35V135H33ZM82 136H83V134H82ZM207 136L211 137V138L210 139L208 138L209 140H207V142H206V141H204V139L207 138ZM128 137L129 136H127V138ZM155 137H157V135ZM155 137L154 138L151 137V138L153 140H156L157 138L155 139ZM166 137L167 136H165V138ZM40 138H42V137H40ZM70 138L71 137L69 135V139ZM76 138H79V137H76ZM96 138L97 137H95V140H96ZM102 138H105V137H102ZM112 138H114V137H112ZM125 138H126V136H125ZM188 138H191L192 140H194V142H192V143H195L194 146H192L191 149H189V147H188L189 144L186 143ZM39 140L42 141L41 139H39ZM139 140H135V138H134V141H136V142L137 141L139 142ZM166 140H168V139L166 138ZM40 141H39V143H41ZM97 141H98V139H97ZM114 141H116V140H113L111 142V144ZM118 141L122 142L120 139ZM118 141H116V142H118ZM98 142H100V141H98ZM155 142H157V140ZM94 143L96 144V142H94ZM21 144H23V143H21ZM101 144H103V143H101ZM128 144H130V142H128ZM128 144H127V146H128ZM96 145H98V144H96ZM116 145H118V143H116ZM106 146H108V145H106ZM106 146L104 145L105 148H106ZM112 146L110 148H112ZM127 146H125V147H127ZM141 146H143V144ZM10 147H12V146L10 145ZM14 147H15V145H14ZM116 147H118V146H116ZM169 147L170 148L173 147V149L171 151H169ZM21 148H23V147H21ZM60 148H62V147H60ZM129 148H128V150L130 151ZM134 148L132 147L133 150H134ZM141 148H143V147H141ZM24 149H27V148H24ZM67 149H68V147H67ZM104 149H102V150L100 149L101 152ZM151 149H153V147H151ZM174 149H175V152H174ZM13 150H15V148ZM20 150L21 149L17 150V152L20 151ZM73 150H77V149L73 148ZM90 150H91V148H90ZM116 150H118V149H116ZM123 150H124V148H123ZM145 150H147V149H145ZM155 150H158V149H155ZM136 151H137V149H136ZM142 151H144V149ZM150 151L148 152L147 155H149ZM27 152H28V150H27ZM98 152H100V151H98ZM126 152L128 153V151H126ZM145 152H147V151H145ZM186 152H187V155H188L187 162H185L184 159H183L184 157L187 156V155L185 156ZM15 153H16V151H14L12 154H15ZM83 153L85 154V153H89V152L86 151V152H83ZM90 153H91V151H90ZM92 153H94V152H92ZM92 153L90 155H92ZM103 153H102V155H103ZM17 154H19V153H17ZM17 154L14 155V156H17ZM21 154H22V152L20 153V156H19L20 158H21ZM108 154H109V152H108ZM129 154H131V153L129 152ZM136 154H135V156H137ZM1 155H3V154H0V156ZM90 155H86V156H90ZM99 155H101V154H99ZM104 155H105V153H104ZM112 155H113V153H112ZM147 155L145 154V156H147ZM131 156H129V157H131ZM135 156H134V159H136L138 157L137 156L135 158ZM139 157H138V159H140ZM91 158H92V156H91ZM116 158H117V156L114 157V159H116ZM158 158H159V153H158ZM79 159L80 158H78L77 160H79ZM101 159H103V158H101ZM120 159L121 158H119V163L118 164L121 163L120 161H125V160H120ZM92 160H90V162L93 163L94 161H92ZM98 160H99V158H98ZM112 160H113V158H112ZM117 160H118V158H117ZM141 160H142V158H141ZM146 160H147V158L145 157L144 161H146ZM185 160H186V158H185ZM86 161H88V160H86ZM113 161H115V160H113ZM104 162H103V164H105V163H106V165L108 164L107 161L105 163ZM80 163L84 164L83 161L80 162ZM21 164H23V167H21ZM53 164H55V165L57 164L56 165L57 167H54V168L51 167ZM78 164L79 163H77V165ZM86 164H84V166H83L85 169L90 167L89 165H88V167H85ZM118 164L116 163L115 165L117 166ZM153 164H154V162H153ZM93 165H96V163L94 162ZM97 165H96V167H97ZM108 165H107V168H108ZM130 165H132V164H130ZM114 166H112V167H114ZM78 167H79V165L76 168H78ZM99 167H101V166H99ZM142 167H145V166L142 165ZM146 167H147V165H146ZM148 167H149V165H148ZM103 168H104V166H103ZM107 168H106V170L105 169L104 170L107 171ZM110 168H111V165H110ZM150 168L152 170V167H149V169ZM42 169H43V171L45 170V172H43ZM97 169H98V171L100 170L99 168H97ZM115 169L117 170V168H115ZM141 170H143V168ZM151 170H150V172H151ZM81 171H80V174L82 175ZM90 171H91V169H90ZM126 171L128 172V169L127 170L125 169V172ZM154 172H156V171H154ZM154 172H152V173H154ZM140 173H143V175L145 174L143 171L140 172ZM62 174H67L68 175L67 178H65L63 176L61 177ZM93 174H91V176ZM129 174H131V173H129ZM138 174H139V172H138ZM86 175H88V173ZM149 175H151V174H149ZM85 176H83V178ZM89 176L90 175H88L87 178ZM95 176H96V174H95ZM131 176H132V174H131ZM131 176H130V178H131ZM135 176H138V175H135ZM79 178L80 177H78L77 179H79ZM94 178L95 177L93 176L92 179L88 178V180L89 179L93 180ZM148 178H151V177H148ZM161 178L162 177H160V179ZM122 179H123V177H122ZM137 179H139V178L137 177ZM128 180H126V182ZM134 181H135V179H134ZM53 182H56V184L53 183ZM122 183L124 184L125 182H122ZM82 184H84V183L82 182ZM91 184H92V181L90 182V185ZM127 184H128V182H127ZM127 184L126 185L124 184L126 186V189H127V186H128ZM95 185L96 184H94V187H95ZM142 185H144V184H142ZM15 187H17V186L15 185ZM84 187H88V186H85V184H84ZM96 187H97V185H96ZM143 187H145V186H143ZM119 188H120V186H119ZM128 188H129V186H128ZM170 188L172 189V191L175 190L178 193L177 197L178 198L181 197V199H178L177 197H174L175 196V194H174L175 192L174 193L171 192ZM93 189L95 190V188H93ZM114 189L116 190L117 188H114ZM129 189H131V188H129ZM132 189H133V186H132ZM137 189H138V187L135 190H137ZM157 189L159 190L158 191L159 193L155 192V190H157ZM18 190L19 189H17V191ZM90 190H88V191L86 190V192H85L86 196L85 197H87V192H89ZM43 191H45V192H43ZM76 191H78V190H76ZM80 191L82 192L83 189H81ZM117 191H120V190H117ZM124 191L123 192L120 191L121 192L120 194L124 193ZM20 192H21V190H20ZM29 192H31V193H29ZM96 192H97V190H96ZM71 193H73V195H75V199L77 201L75 203V205L73 206L74 207L73 211H71V213H73L74 216H75V217L72 216L73 218L70 216V213H68V211L66 212V209L68 208L67 204H65L62 201L63 198H65L66 196H68V194H71ZM93 193L94 192H92V194ZM100 193L102 194L103 191L100 192ZM105 193H106V191H105ZM5 194L7 195V193H5ZM27 194H29V196H34V197L33 198H30V197L27 198L26 197V196H28ZM110 194L114 195L111 192H110ZM126 194L127 193H125V196H126ZM132 194H133V192H132ZM115 195H116V192H115ZM117 195H118V192H117ZM125 196H123V197H125ZM157 196H159L160 198L158 199ZM0 197H1V195H0ZM16 197H17V195H16ZM46 197H53L55 202L54 203L52 202L53 204H51L50 202L52 201V199H51V201L50 200L44 201L46 199ZM81 197H82V195H81ZM128 197H125L123 199H126V198L128 199ZM88 198H89V196H88ZM140 198H142V197H140ZM18 199H19V197L17 198V200ZM90 199H91V197H90ZM92 202H93V200H92ZM96 202H98V201H96ZM111 202H110V208H111ZM139 202H141V203H139ZM88 203L90 204L91 202L89 201ZM88 203H86V204H88ZM113 203H114V201H113ZM136 203H139V204H136ZM134 204L136 206H133ZM142 204H144V205H142ZM10 205H13V207L8 208ZM147 205H148V203H147ZM103 206L107 207L106 203H105V205L103 204ZM117 206L119 207L118 203H117ZM123 206H125V205H123ZM47 208L53 209V210H49ZM44 209L45 210L47 209V210L45 211ZM86 211L88 213L87 217H86ZM52 213H54L53 214L54 216L51 215ZM82 213H84V214L81 215ZM145 213L146 212H144V214ZM146 215H147V213H146ZM159 215H158V217H159ZM144 218H145V216H144ZM67 219H68V221H67ZM117 232H119V233H117ZM18 239H19V241H21L20 243L23 246H21L20 244H19L20 246H17L16 241ZM24 252L26 253L25 254L26 255L25 258L23 256ZM26 259H27V262H26Z\"/></svg>", "mask_w": 264, "mask_h": 264}]
</instances>
